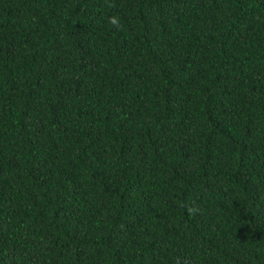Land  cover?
Instances as JSON below:
<instances>
[{
  "label": "trees",
  "instance_id": "obj_1",
  "mask_svg": "<svg viewBox=\"0 0 264 264\" xmlns=\"http://www.w3.org/2000/svg\"><path fill=\"white\" fill-rule=\"evenodd\" d=\"M0 264H264V0H0Z\"/></svg>",
  "mask_w": 264,
  "mask_h": 264
},
{
  "label": "clouds",
  "instance_id": "obj_2",
  "mask_svg": "<svg viewBox=\"0 0 264 264\" xmlns=\"http://www.w3.org/2000/svg\"><path fill=\"white\" fill-rule=\"evenodd\" d=\"M108 22H109L111 25H114V26H117V27L120 26V18H119L117 15H115V14L110 15V16L108 17Z\"/></svg>",
  "mask_w": 264,
  "mask_h": 264
}]
</instances>
